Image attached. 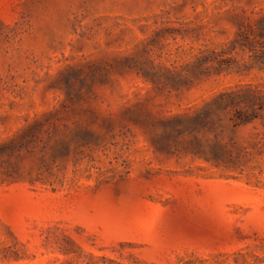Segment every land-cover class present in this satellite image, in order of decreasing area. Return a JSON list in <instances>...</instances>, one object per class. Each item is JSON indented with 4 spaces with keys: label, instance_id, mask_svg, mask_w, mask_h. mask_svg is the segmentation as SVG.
I'll return each mask as SVG.
<instances>
[{
    "label": "rangeland",
    "instance_id": "374dc122",
    "mask_svg": "<svg viewBox=\"0 0 264 264\" xmlns=\"http://www.w3.org/2000/svg\"><path fill=\"white\" fill-rule=\"evenodd\" d=\"M0 264H264V0H0Z\"/></svg>",
    "mask_w": 264,
    "mask_h": 264
}]
</instances>
